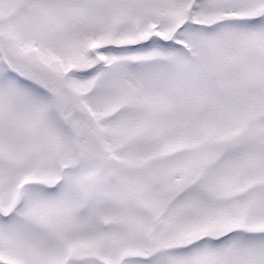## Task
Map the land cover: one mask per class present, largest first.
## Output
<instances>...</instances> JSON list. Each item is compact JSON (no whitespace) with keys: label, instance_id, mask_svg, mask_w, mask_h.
<instances>
[{"label":"snow or ice","instance_id":"snow-or-ice-1","mask_svg":"<svg viewBox=\"0 0 264 264\" xmlns=\"http://www.w3.org/2000/svg\"><path fill=\"white\" fill-rule=\"evenodd\" d=\"M0 264H264V0H0Z\"/></svg>","mask_w":264,"mask_h":264}]
</instances>
